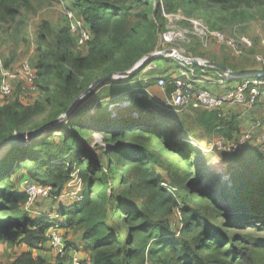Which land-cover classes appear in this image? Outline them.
I'll return each instance as SVG.
<instances>
[{
    "label": "trees",
    "instance_id": "trees-1",
    "mask_svg": "<svg viewBox=\"0 0 264 264\" xmlns=\"http://www.w3.org/2000/svg\"><path fill=\"white\" fill-rule=\"evenodd\" d=\"M31 2L0 0V22L8 24L7 31L13 33V24ZM257 2L264 0H147L140 16L150 23V36L145 37L143 47L139 46L136 52L118 61L114 70H129L145 54L158 48L151 34L160 26L159 20L163 19L165 11L173 13L187 5L194 11L217 6L233 10ZM118 4L112 0H76L70 8L91 33V40L83 44L88 46L87 54L75 50L76 42L80 43L71 30L69 18L59 29L47 20L39 26L36 66L31 63L38 75L36 91L46 95L48 81L56 74L63 83L61 89L67 95L70 108L84 92L82 79L116 62L127 39L138 38L141 25V22L135 25L129 36V12ZM171 57L159 56L133 75L101 84L94 93L104 89L106 93L98 97L107 102L98 110L92 124L82 112L56 128L58 131L72 124L84 125L83 133L100 132L103 144H92L91 137L69 131L56 137L52 135L53 129L28 146L14 147L5 155L0 164V254L3 246L5 250H14L15 254L9 252L6 261L0 258V264H70V252L63 256L57 254L55 261L36 252L45 248L48 230L55 224L64 230L68 247L72 246L69 232L82 230V247L90 254L89 264H264V197L254 198L251 193L243 206L240 202L229 205L222 203L215 191L202 186L193 175L203 169V164L192 160L200 151L183 131L178 132L174 127L181 116L172 113L175 108L163 99L146 91L153 80L145 82L140 78L148 65L163 58L175 60L177 66L179 59ZM169 63L171 68L175 67ZM3 64L14 69L4 61ZM194 66L196 74L212 77L214 85L220 77L223 83L217 84L230 85L253 77L247 74L255 72H236L230 68L243 74L224 78L226 72L220 66ZM171 68L160 71L153 67L147 72L168 75L171 80ZM260 80H264V76ZM17 84L18 88L12 93L17 92V96L0 104V142L12 134L29 132L43 125L36 122L44 111L43 102L23 103L27 93L22 83ZM261 85H258V97L264 94V84ZM174 89L173 83L166 85L168 94ZM155 108L166 113L158 115ZM90 109L86 108L87 113ZM187 110H195L199 130L224 136L231 142L241 135L239 123L231 122L223 112L220 114L221 110ZM248 141L236 151L221 149L218 145L217 149L234 159L252 147ZM215 162L213 158L211 163ZM159 167H165L169 173L172 187L165 185L166 178ZM75 172L85 184L84 198L64 206L57 212L58 217L53 218L33 215L26 209L29 195L13 182L14 176L21 173V182L30 177L39 184L52 185L54 193L59 194ZM228 172L232 175L231 170ZM135 198H140L141 202L136 203ZM178 208L182 213L180 222L175 221Z\"/></svg>",
    "mask_w": 264,
    "mask_h": 264
},
{
    "label": "rangeland",
    "instance_id": "rangeland-1",
    "mask_svg": "<svg viewBox=\"0 0 264 264\" xmlns=\"http://www.w3.org/2000/svg\"><path fill=\"white\" fill-rule=\"evenodd\" d=\"M75 1L76 0H32L31 5L23 9V15L19 17L17 23L13 24V33H10V30L7 31L9 28L8 24L0 22V58L15 70H18L25 60H29L33 66H36V61L38 58L37 31L39 26L45 20H47L53 24L54 28L59 29L62 24L68 22L69 19L67 12L70 10V8L74 7ZM112 1L116 2L117 4L119 2L120 5H118L123 6L129 12V18L127 22L129 36L132 35L134 26H139L138 23L141 22V25L138 27V38H136V40L135 37H130L127 39L125 46H123L117 54L118 58L116 62L102 66L101 68L88 73L82 79L84 90L82 94L84 96L77 99L78 101H74L70 108L67 107L70 104V102L66 101L67 95L64 94L61 89L63 83L61 82V79L56 76V74H53L48 81L49 91L46 95H43L40 90H33V92L29 93L32 90L31 89L27 90L25 98L22 99L23 103L25 104H35L38 101L43 102L44 111L37 117L36 122L42 123V126L52 123L53 125L51 128L52 130L54 129V131H52L53 136L59 137L60 135L58 133L64 134L65 132L69 131L78 133L85 138L91 137L92 144L97 142H101V144L104 143L102 140V134L100 132L94 131L91 134L83 133V129L86 128L84 125L75 126L72 124L71 126H65L58 131L56 128L62 126L69 117L73 118L82 112H85L86 121L92 124L94 117H96V115L99 113L98 110H102L105 102H107V99L100 100L98 96H103L106 91L101 89L102 91L98 90L99 92L96 94L94 93L98 87H101V84L87 95H85V91L98 78L111 72H115L114 67L116 66V63L125 57L127 58L128 54L136 52L138 47L144 44L145 37L150 36V23H148L146 20H143V17L140 16V14L144 12L147 0ZM180 8L175 10L173 13H169L167 11L164 12L163 19L159 20L160 26L154 30L155 33L151 34L154 37L153 40L156 41V45L159 44L158 48L156 47L155 50L150 51L144 56L156 51L171 48L177 52V55L185 56L190 59L192 58L194 60L201 61H220L221 63L226 64L229 68H233L236 72L256 71L259 69L261 71L264 70V2H257L254 3V5L233 10H224L218 6L211 7L209 9L207 7H200V9L196 11L191 9V5H187L185 9L182 7ZM149 10L150 18H152L153 15L151 6ZM167 14L173 15L168 17ZM183 16L204 19L214 29L223 31L229 37H235L238 40L237 46L235 45V47L233 45L227 44L226 42L222 43L219 41H213L208 46H206L203 44L201 38L193 36L191 34L192 32L187 33L185 36L179 35L180 37L176 38L173 42H165L163 37L169 30L170 25H176L178 27V33L183 31V28L189 27ZM245 39H247L248 43L245 42ZM143 46L144 45L141 47ZM75 50L77 52L87 54L88 46L83 44L79 45L76 42ZM172 56L173 57L171 58L180 59V57L178 58L176 55ZM161 61L165 62L163 63L164 66L163 64L160 65L158 62H154L151 66L155 64L157 68L162 66L159 68V70H162L169 66V62H172V66H175L177 63L175 60L170 61L169 59L166 60L165 58H163ZM133 66L129 68V70H131ZM149 66L150 65H148V67ZM177 67L178 65L173 68H176L177 70ZM145 70L146 71H143V74L140 77L145 75L148 68ZM227 75L230 76L228 73ZM116 79L119 80L122 78ZM239 81L241 80L235 81L238 83L233 82L230 85H225V90L220 89L216 91L227 92L226 90L228 88L233 87L235 93L239 94V87L241 86ZM256 83L259 85L264 84V80H258L256 82L254 81L253 84ZM203 86L208 89L215 88L213 82H205ZM261 86L263 87V85ZM156 87L159 88L158 85ZM14 88H18V84H16ZM91 93L94 94L91 95ZM16 94L17 92L6 96L3 95L0 90V102L5 103L8 100H12L17 96ZM89 95H91V97L87 98ZM110 97H112V94ZM236 97L237 98L232 101L233 103L224 104L220 110L223 108L230 109L231 111L229 113L232 114V116H229V119L232 120L231 122L235 121L239 123L240 121V123H242V132L240 137L246 131L251 130L254 131L251 135V138L253 139H250L248 141L249 143H251L254 138L256 139L255 136H258V138L261 136V138L258 139V145L257 143L254 144V147H249L246 152L236 155L234 159L230 157L228 153L217 149L215 142L221 139L220 135H211L210 133L204 132V130H199V126H197L195 123L197 119L195 110H176L172 111V113L181 116V121L174 125L176 130L178 132L183 131L188 139L190 138L193 141L198 142V145L195 146H197L200 153L195 156L193 155L192 160L198 164L202 163L203 169L197 171L196 174L194 173L193 177L197 178L202 186H206L207 188L215 191L218 197H220V201L222 203L233 205L237 202H240V205L243 206L245 203L244 201L247 200L246 198L250 196L251 193L252 197L254 198L264 197V139L262 138L264 134V94L259 95V97L255 95V103L252 100L254 99L253 96L249 95V93H244L243 96L238 95ZM64 104L66 105L63 106ZM64 108L68 109L65 110ZM86 108H91L90 112L87 113ZM151 110H153V108H151ZM155 110L158 115L166 113V111L162 109L155 108ZM92 114L95 115L93 116ZM135 115L137 114L135 113ZM238 116L241 118L242 122L238 119ZM236 118L239 121L236 120ZM258 118H260L259 122L255 121ZM163 126L169 127V125ZM258 131L260 132V135L255 134ZM42 136L46 135L44 134ZM211 154L214 155L212 156ZM213 158L216 159L214 164L211 163ZM159 169L164 173L166 178L165 185L172 187L170 185L171 177L166 171L165 167H159ZM230 170L232 175H230L228 172ZM21 175L22 174L19 173L13 178V182H15V184L18 186L21 185ZM64 190L66 192L79 191L84 193L85 184L83 180L75 178L71 183H67L64 186L62 192ZM37 200L38 201H36L35 204H27L25 208L28 209L33 215L44 214L45 216H52L51 218L58 217L57 212L60 211L61 208L74 203V200L68 197L61 199H56L54 197H40ZM135 202L140 203L141 199L135 198ZM243 208L246 207L244 206ZM175 214V221L180 222V219L182 218L181 210L178 208ZM180 226L182 225L180 224ZM63 231L64 230H62V232ZM63 233L65 234V232ZM71 247L72 249H69V251H71L70 254H73L75 252L73 249L76 248L74 245ZM4 248L6 247H2L0 258L6 261L9 258V252L13 254L14 250H5ZM79 255L82 256L80 252Z\"/></svg>",
    "mask_w": 264,
    "mask_h": 264
},
{
    "label": "built area",
    "instance_id": "built-area-1",
    "mask_svg": "<svg viewBox=\"0 0 264 264\" xmlns=\"http://www.w3.org/2000/svg\"><path fill=\"white\" fill-rule=\"evenodd\" d=\"M173 14H167L168 17H171ZM67 16L71 22V30L77 36L80 44H86L91 40V33L86 25V23L79 17H77L73 10H68ZM186 20L187 25L189 27L183 28V31L178 33V27L176 25H170L169 30L164 35L165 42H173L176 38L180 37L179 35H186L189 32L193 36H197L201 38L203 44L208 46L213 41L226 42L229 45L237 46L238 40L235 37H229L221 30L214 29L210 26V24L202 18L197 17H188L183 16ZM245 42L248 43L247 39ZM235 46V47H236ZM176 52V51H175ZM154 63V62H153ZM152 63V64H153ZM150 64L148 68L151 69L153 67H157L156 65L151 66ZM194 65L204 66L205 63L203 60H200V64H195L194 59L187 58L185 56H180L177 71L171 73V80L168 79V75H144L140 77L145 82H150L153 78L157 79L156 84L165 92L164 102L175 108V110H187L189 108H203L208 110H220V108L224 104L233 103L238 95H244V93L252 95L255 102L256 97L259 94L258 83L253 84L254 81H261L260 78L264 75V70L255 71L252 73H248L247 75L253 76L248 77L246 80L240 81L239 94L235 93V90H229L223 93H216L212 89H208L203 86L205 82H215L213 78L207 76L205 74L198 75L196 74L197 68ZM0 90L3 95L9 96L14 92V87L17 83H22L24 85V89L27 93V90H35L37 88V71L32 66L29 60H25L21 67L17 70L6 67L3 64V61L0 60ZM234 75H227L225 73L223 77H233ZM171 82L174 84L175 89L171 94H168L166 91V85ZM216 83H223L222 77L216 80ZM30 86H29V85ZM253 85V86H251ZM249 90V92H247ZM146 91L149 92V87L146 88ZM130 102H127L129 105ZM264 124V120H263ZM254 131H246L238 140L231 142L227 140L224 136H220L217 142H215L218 147L221 149H231L236 151L243 147V145L251 138V135ZM264 138V134H263ZM194 144L198 145V142L189 139ZM75 178H79V174L77 172L73 173V179L69 181L71 183ZM68 183V184H69ZM22 189L25 190L29 195L28 205L35 204L37 199L40 197L43 198H56L61 199L64 197H68L73 199L74 201H80L84 198V193L79 191L66 192L65 190L62 193L55 194L54 187L52 185H43L34 181L30 177H26L21 182ZM82 189V188H81ZM81 191V190H80ZM52 217V216H48ZM49 241L51 243L52 248L55 250L57 254L61 256L69 253V249L67 245L66 235L62 232L59 224L53 225L47 233ZM75 252L71 254L72 260L70 264H89L88 261L84 259V257L79 255V251L73 249Z\"/></svg>",
    "mask_w": 264,
    "mask_h": 264
},
{
    "label": "water",
    "instance_id": "water-1",
    "mask_svg": "<svg viewBox=\"0 0 264 264\" xmlns=\"http://www.w3.org/2000/svg\"><path fill=\"white\" fill-rule=\"evenodd\" d=\"M162 55H176L178 58L180 57L177 55V52L175 50L168 48L161 51H156L153 53H150L146 56H144L142 59H140L131 70H125L120 72H111L105 76H102L98 78L86 91L85 95L89 94L91 91L95 90L100 84L104 83L107 80H111L114 78H122L125 76H130L136 73L142 66L146 65L149 61H151L154 58H157ZM205 65H214V66H220L226 73L231 75H240L243 73H236L232 71L229 67H226L224 65H221L217 61H209V60H203ZM195 64H200V60H194ZM84 95L82 94L79 98H82ZM76 99V100H77ZM75 100V101H76ZM78 101V100H77ZM52 123L36 128L34 130H31L29 132H21V133H15L7 138H5L2 142H0V164L5 157V155L14 147H26L28 146L33 140L38 139L42 135H48L52 131Z\"/></svg>",
    "mask_w": 264,
    "mask_h": 264
},
{
    "label": "crops",
    "instance_id": "crops-1",
    "mask_svg": "<svg viewBox=\"0 0 264 264\" xmlns=\"http://www.w3.org/2000/svg\"><path fill=\"white\" fill-rule=\"evenodd\" d=\"M158 63H160V65L161 64H163V63H165L164 61H160V62H158ZM156 65V64H155ZM163 66H164V64H163ZM160 67H162V66H160ZM159 67V68H160ZM157 68V67H156ZM168 68H171L170 66H167V67H165L164 69L165 70H167ZM147 69V68H146ZM164 69H162V71L164 70ZM144 71H146V70H144ZM161 71V70H160ZM177 70H176V68H171L170 69V73H174V72H176ZM145 75H159V73H155L154 72V74H149V73H145ZM155 80L156 79H153V82H152V84L149 86V92L150 93H152V94H154L157 98H159V99H165V92L159 87H156L157 86V84H156V82H155ZM218 86V87H217ZM217 87V88H216ZM225 90V85L224 84H222V85H219V84H215V88L214 89H212L214 92H216V93H222V92H225V91H219V92H217L218 90ZM217 90V91H216ZM227 90H229V89H227ZM226 90V91H227ZM168 93V92H167ZM0 104H2V102H0ZM231 110L230 109H228V108H223V109H221V112H220V114H222V112H223V114H225V115H227V117L228 118H230L229 116H232V114H230L229 112H230ZM232 118V117H231ZM238 119L239 120H241V118L238 116ZM237 118H236V120H238ZM238 120V121H239ZM259 120H260V118H258L257 120H255V121H258L259 122ZM241 122H242V120H241ZM239 126H240V128L242 127V123H240V121H239ZM260 129V128H259ZM240 131H242L241 129H240ZM255 134H257V135H260V132L258 131V132H256ZM253 137V136H252ZM256 137V139L254 138V140L250 143L251 144V146L252 147H254V144H256L257 143V145L259 144L258 143V139L259 138H261V136H259V138H258V136H255ZM263 138V137H262ZM253 138H251V140H252ZM264 139V138H263ZM255 140H256V142H255ZM260 147V146H259ZM48 210V209H47ZM81 231L82 230H78L77 232H73V231H71V232H69V234H68V239H69V242L72 244V245H74L75 246V248L77 249V250H79V252H80V254L82 255V257H84L85 259H87V261L89 262L90 261V254L88 253V252H86V251H84V249H83V247H82V237H81ZM80 248V249H79ZM36 252H38V253H40L41 255H43V256H45L48 260H50V261H55V259L57 258V253L55 252V250L52 248V246H51V243H50V241L48 240L47 241V243H46V245H45V248L43 249V250H36Z\"/></svg>",
    "mask_w": 264,
    "mask_h": 264
},
{
    "label": "bare ground",
    "instance_id": "bare-ground-1",
    "mask_svg": "<svg viewBox=\"0 0 264 264\" xmlns=\"http://www.w3.org/2000/svg\"><path fill=\"white\" fill-rule=\"evenodd\" d=\"M159 120V119H158ZM60 135V133H58Z\"/></svg>",
    "mask_w": 264,
    "mask_h": 264
}]
</instances>
